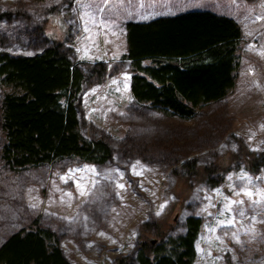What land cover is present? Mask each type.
<instances>
[{
  "label": "rangeland",
  "instance_id": "374dc122",
  "mask_svg": "<svg viewBox=\"0 0 264 264\" xmlns=\"http://www.w3.org/2000/svg\"><path fill=\"white\" fill-rule=\"evenodd\" d=\"M195 10L238 24L239 67L225 98L183 119L132 99L121 55L127 21ZM0 12V50L55 41L85 69L80 130L112 151L100 165L71 157L14 171L0 159V242L37 220L70 264H136L146 242L173 248L192 217L191 264H264V0H0ZM194 166L217 167L214 185H186Z\"/></svg>",
  "mask_w": 264,
  "mask_h": 264
},
{
  "label": "trees",
  "instance_id": "16d2710c",
  "mask_svg": "<svg viewBox=\"0 0 264 264\" xmlns=\"http://www.w3.org/2000/svg\"><path fill=\"white\" fill-rule=\"evenodd\" d=\"M3 16L0 12V20ZM241 37L232 18L208 10L127 21L121 58L130 64L132 99L164 115L192 118L200 106L222 100L234 88ZM84 80L85 69L58 42L29 55L0 50L3 165L15 171L61 158L77 157L99 165L109 159V144L101 137L88 140L80 130L78 100ZM216 169L188 168L183 181L187 185L204 178L212 186L215 182L208 177ZM199 227V219L188 218L186 231L177 242L173 240V248L159 250L146 242L136 264H191ZM0 264L70 262L55 232L36 220L2 239ZM114 264L133 263L120 257Z\"/></svg>",
  "mask_w": 264,
  "mask_h": 264
},
{
  "label": "snow or ice",
  "instance_id": "6c2138e0",
  "mask_svg": "<svg viewBox=\"0 0 264 264\" xmlns=\"http://www.w3.org/2000/svg\"><path fill=\"white\" fill-rule=\"evenodd\" d=\"M121 187H123V185H121ZM248 195H251V193H248Z\"/></svg>",
  "mask_w": 264,
  "mask_h": 264
},
{
  "label": "bare ground",
  "instance_id": "6f19581e",
  "mask_svg": "<svg viewBox=\"0 0 264 264\" xmlns=\"http://www.w3.org/2000/svg\"><path fill=\"white\" fill-rule=\"evenodd\" d=\"M259 215H261V213L257 214L256 216H259Z\"/></svg>",
  "mask_w": 264,
  "mask_h": 264
},
{
  "label": "water",
  "instance_id": "95a60500",
  "mask_svg": "<svg viewBox=\"0 0 264 264\" xmlns=\"http://www.w3.org/2000/svg\"><path fill=\"white\" fill-rule=\"evenodd\" d=\"M151 242H153V240H151Z\"/></svg>",
  "mask_w": 264,
  "mask_h": 264
},
{
  "label": "crops",
  "instance_id": "0c3cea01",
  "mask_svg": "<svg viewBox=\"0 0 264 264\" xmlns=\"http://www.w3.org/2000/svg\"><path fill=\"white\" fill-rule=\"evenodd\" d=\"M174 15V14H173ZM170 16H172V15H170Z\"/></svg>",
  "mask_w": 264,
  "mask_h": 264
}]
</instances>
